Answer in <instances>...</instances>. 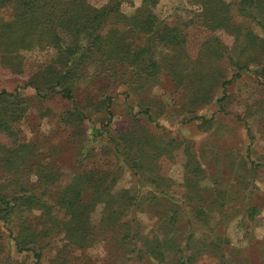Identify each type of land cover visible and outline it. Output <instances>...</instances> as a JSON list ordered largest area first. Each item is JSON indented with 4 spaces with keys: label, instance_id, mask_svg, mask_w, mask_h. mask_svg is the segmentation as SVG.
I'll return each mask as SVG.
<instances>
[{
    "label": "trees",
    "instance_id": "obj_1",
    "mask_svg": "<svg viewBox=\"0 0 264 264\" xmlns=\"http://www.w3.org/2000/svg\"><path fill=\"white\" fill-rule=\"evenodd\" d=\"M121 1L132 0H109L101 7L89 0H0V67L29 73L24 88H33L41 99L59 95L71 102L60 114V120L73 130L70 138L77 140L84 134L89 106H95L97 113L103 110L106 117L91 131L88 142L77 140L73 173L63 176L54 163L33 161L36 143H29L17 129L27 99L18 87L0 91V169L8 176L0 189L12 186L11 194L0 191V229L7 228L17 251L32 252L34 264L50 245L84 250L99 240L120 246L131 243L125 249L130 261L165 264L167 251L176 256V264H196L197 256L205 253L226 264L224 247L230 240L219 232V220L209 221L214 214H223L234 194L222 189L217 180L210 187L203 183L205 173L193 144L165 139L143 126L113 134L111 96L102 93L94 105L90 99L79 105L74 92L87 76L112 82L132 72L130 83L148 92L164 74L177 92L175 104L190 115L187 121L211 122L192 112L211 102L228 114L223 104L229 98L227 87L245 72L254 75L264 93V0H238L235 6L226 0H187L199 11L183 27L158 17L154 8L160 0H140L131 15L119 10ZM218 30L233 36L231 47L216 35ZM31 50L47 55L33 60L24 53ZM260 103L264 106V95ZM138 113L149 118L152 114L148 107ZM178 149L185 155V179L177 191L180 204L170 202L175 213L167 224L174 222L185 202L193 214L179 246L167 236L172 227L165 226L166 237L158 238L141 233L133 217H127L141 211L148 199L173 200L174 186L164 172L174 163ZM110 157L114 160L109 161ZM248 163L249 173L262 165ZM239 164L244 168V161ZM22 168L34 173V183ZM123 168L132 169L138 177V191H113ZM99 204L103 205L100 219L93 224L91 214ZM244 208L250 221L260 211L254 203H245ZM194 224L204 229L199 237L192 231ZM4 251L0 241V264L9 263ZM53 262L62 264L58 259ZM236 262L232 259L230 264Z\"/></svg>",
    "mask_w": 264,
    "mask_h": 264
},
{
    "label": "rangeland",
    "instance_id": "obj_2",
    "mask_svg": "<svg viewBox=\"0 0 264 264\" xmlns=\"http://www.w3.org/2000/svg\"><path fill=\"white\" fill-rule=\"evenodd\" d=\"M226 1L235 6L238 0ZM89 2L95 7H101L109 0H89ZM139 5L140 0L121 1L119 10L126 15H131ZM154 11L168 25L183 27L195 12L199 11V8L187 0H160ZM215 33L228 47L232 46V35L224 30H218ZM24 53L33 60H41L47 55L46 51L38 50ZM132 75L133 72L120 81L112 82L101 77L87 76L80 81L74 92L76 101L79 105H84L86 100L90 99L94 105L102 93L111 96L110 130L113 134L132 126L137 129L143 126L165 139L177 138L192 143V151L200 155L201 166L205 173L206 179L203 183L210 187L213 181L217 180L222 189L234 194L224 206L223 214L219 216L214 214L209 221L215 223L219 220L221 223L219 232L223 231L230 240V243L224 247L226 264H230L232 259H235L237 264H264V108H261L264 106L260 103L264 93L254 81V75L245 72L241 78L228 85L229 98L223 102L228 114L219 111L218 105L214 102L192 110L211 120L206 123L200 120H186L190 115L175 104L177 92L164 74L158 77V81L148 92L140 91L137 84L130 83L129 79ZM29 78V73H12L0 67V91L5 89L11 92L18 87L23 98L27 99V108L17 129L25 135L29 143H36L37 156L33 159L34 162H51L63 176L72 174L78 148L77 140L83 138L85 143L88 142L92 138L91 131L98 128L102 121H106L105 112L102 110L97 113L95 106H89L88 110L90 109L92 113L89 110L90 118L84 123L85 135L79 136L77 140L70 138L68 134L70 131L74 134L73 130L60 120V114L70 107L71 102L62 99L59 95L41 99L35 95L33 88H24ZM125 93H128L127 98ZM146 107L152 113L151 118L146 114L138 113ZM236 117H241L242 121ZM92 143L97 149L101 146L97 142ZM113 160V157L109 158V161ZM184 160L183 150H176L174 163L164 172L173 183L174 188L171 194L174 201L168 202V199L163 198L158 201L148 199L141 211L127 216L133 217L134 224L139 227L141 233H151L158 238H165L166 227H172L167 231V236L172 237L177 246L183 242L182 237L188 230L186 221L188 219L193 221L191 206L185 202L181 206L180 213L174 216V222L167 224L169 218L175 213L170 202L180 204L177 191H181L182 188L179 185L185 179ZM248 160L262 165L255 172L249 173L251 171ZM239 161H244V168L240 166ZM123 169L113 186V191L129 190L131 193L138 191V177L134 175V171L128 168ZM21 171L27 174V179L31 183H34L35 175L32 171L28 172L27 168H22ZM2 172L0 169V185H5L8 183V176ZM11 189L12 186L8 185L0 191L11 194ZM141 191L145 193L147 189L144 188ZM245 203H254L260 209L252 221L244 213ZM102 207L103 205L99 204L92 212L93 224L98 223ZM195 224L192 231L199 237L204 229ZM0 235V241L5 250L4 257H8V264H34L31 251H17L13 241L8 237L7 228L1 227ZM126 247L131 248V243L120 246L99 240L84 250L62 248L60 243H56L42 250L38 264H55L54 259H58L62 264H146L145 261H130L125 253ZM232 247L237 250H232ZM190 248L193 249L192 246ZM166 256L168 260L165 264H176V256L167 251ZM196 264H220V262L205 253L197 256Z\"/></svg>",
    "mask_w": 264,
    "mask_h": 264
}]
</instances>
